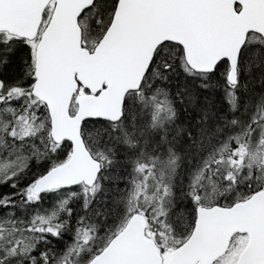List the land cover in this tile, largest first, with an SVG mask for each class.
Listing matches in <instances>:
<instances>
[{
	"label": "snow or ice",
	"instance_id": "snow-or-ice-1",
	"mask_svg": "<svg viewBox=\"0 0 264 264\" xmlns=\"http://www.w3.org/2000/svg\"><path fill=\"white\" fill-rule=\"evenodd\" d=\"M0 264H264V0H0Z\"/></svg>",
	"mask_w": 264,
	"mask_h": 264
}]
</instances>
